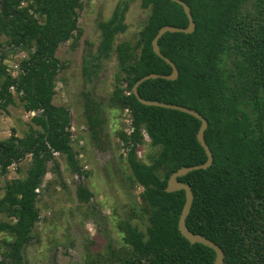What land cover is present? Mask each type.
Listing matches in <instances>:
<instances>
[{
	"label": "trees",
	"instance_id": "1",
	"mask_svg": "<svg viewBox=\"0 0 264 264\" xmlns=\"http://www.w3.org/2000/svg\"><path fill=\"white\" fill-rule=\"evenodd\" d=\"M81 1L0 0V109L12 105L15 95L26 112L37 113L32 122L41 128L23 139L10 136L0 142V176L12 165L20 174L19 164L27 157L31 161L25 177L8 180L0 198V264H25L22 250L38 218L37 191L54 154L63 155L72 172L80 173L69 113L52 99L63 68L55 53L62 43L80 37ZM181 1L190 8L194 32L166 33L158 41L178 77L145 81L138 94L194 110L207 121L204 139L213 163L178 179L193 194L187 229L219 246L224 264H264V0ZM140 5L148 16L134 43L115 47L121 77L115 79L108 104L130 120V131L117 137L126 150L127 181L141 189L146 232L120 222L121 247L88 253L83 264H212V250L191 245L178 231L184 192H165L172 173L206 161L196 140L200 122L178 111L143 106L132 93L144 76L171 73L153 52L152 41L160 28H185L188 21L170 0H141ZM125 11L118 6L99 24L100 54L115 34L125 31ZM10 53L24 55L16 76L5 64ZM142 132L155 150L149 163L137 160ZM79 191L84 193L82 187Z\"/></svg>",
	"mask_w": 264,
	"mask_h": 264
},
{
	"label": "rangeland",
	"instance_id": "2",
	"mask_svg": "<svg viewBox=\"0 0 264 264\" xmlns=\"http://www.w3.org/2000/svg\"><path fill=\"white\" fill-rule=\"evenodd\" d=\"M140 4L141 0H82L80 37L61 44L55 53L63 68L54 83L52 103L69 111L71 146L80 173H73L62 155H54L47 164L48 173L37 191L38 218L22 250L25 264H83L88 253L114 252L122 245L117 225L123 221L146 232L138 197L141 189L127 181L130 168L126 150L117 137L120 131H130V120L127 113L108 104L115 79L121 77L115 47L123 41L134 43L148 16ZM123 5L126 29L115 34L100 54L98 24L109 20L115 8ZM23 57L22 53L8 55L5 64L12 76H16ZM31 118L14 97L12 105L0 109V141L11 134L22 138L39 130ZM142 135L144 143L137 148V160L149 163L155 150L146 134ZM30 163L26 158L18 166L20 174L12 165L0 176V198L6 182L25 177ZM79 187L84 193L80 194Z\"/></svg>",
	"mask_w": 264,
	"mask_h": 264
},
{
	"label": "water",
	"instance_id": "3",
	"mask_svg": "<svg viewBox=\"0 0 264 264\" xmlns=\"http://www.w3.org/2000/svg\"><path fill=\"white\" fill-rule=\"evenodd\" d=\"M170 1L179 5L183 9V12L188 21V25L185 28H178L174 26H164L160 28L152 41V48H153V52L155 53V55L158 56L160 59H162L166 64H168L171 67L172 71L169 75L150 74V75L144 76L143 78L139 79L135 83L132 89V93L134 97L136 98V100L138 101V103L143 106L158 107V108H163L167 110L178 111V112L187 114L197 119L200 122V127L196 134V140L205 152L206 161L201 165H196L192 167H181L177 171L172 173L167 180L165 192L166 193H176V192H181V191L184 192L185 200H184V204H183V207H182L179 219H178V231L180 232L182 237L187 242H189L191 245L200 244L212 250L215 256L212 264H224L225 256L219 246H217L214 242L206 239L204 236L199 235V234H194L187 229L185 221L191 210V206L193 202V194H192V190L189 185L182 183L178 180L179 178H182L193 171L206 170L209 167H211L213 163L212 153L209 147L206 145L205 139H204V133L208 126L206 119L203 118L199 113H197L194 110H191V109H188L182 106H178V105L144 100L138 94V87L145 81L152 80V79H163L167 81H175L178 77V70L175 67V65L169 59H167L161 54L159 45H158L159 39L166 33L191 34L195 30V23L190 13V8L181 0H170Z\"/></svg>",
	"mask_w": 264,
	"mask_h": 264
},
{
	"label": "flooded vegetation",
	"instance_id": "4",
	"mask_svg": "<svg viewBox=\"0 0 264 264\" xmlns=\"http://www.w3.org/2000/svg\"><path fill=\"white\" fill-rule=\"evenodd\" d=\"M126 12V11H125ZM108 21V20H107ZM106 22V21H105ZM102 23V22H101ZM100 24V23H99ZM99 24H98V28H99ZM79 27V26H78ZM99 31H100V29H99ZM100 33H101V31H100ZM102 36V35H101ZM66 43V42H65ZM63 44V43H62ZM101 44V43H100ZM99 50V49H98ZM99 52V51H98ZM17 75V74H16ZM11 92H13V89H11ZM14 97H16V98H18L17 96H15L14 95ZM54 105V104H53ZM57 107H62V106H57ZM23 108H24V106H23ZM66 109V108H65ZM25 110V109H24ZM67 110V109H66ZM68 111V110H67ZM28 113H30V114H32V118L37 114L36 112H28ZM68 113H69V111H68ZM69 117H70V114H69ZM32 118H31V121H32ZM69 123H70V121H69ZM37 126V125H36ZM37 127H39V126H37ZM41 130V128L39 127V130H32V131H30L29 133H27L24 137H22V138H18L15 134H11L10 136H14V137H16V138H18V139H23V138H25V137H27L30 133H32V132H37V131H40ZM9 136V137H10ZM8 137V138H9ZM7 138V139H8ZM7 139H5V140H7ZM0 142H2V141H0ZM72 147V146H71ZM72 151H73V149H72ZM73 154H74V152H73ZM54 155H56V154H54ZM57 155H61V154H57ZM63 156V155H62ZM27 158H30V157H27ZM66 159V158H65ZM31 162V161H30ZM77 162V161H76Z\"/></svg>",
	"mask_w": 264,
	"mask_h": 264
}]
</instances>
